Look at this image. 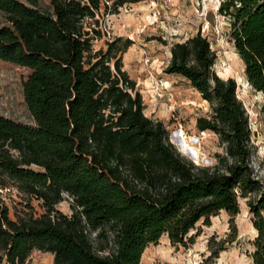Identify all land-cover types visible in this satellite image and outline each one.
I'll use <instances>...</instances> for the list:
<instances>
[{
	"label": "trees",
	"instance_id": "16d2710c",
	"mask_svg": "<svg viewBox=\"0 0 264 264\" xmlns=\"http://www.w3.org/2000/svg\"><path fill=\"white\" fill-rule=\"evenodd\" d=\"M143 1L0 0V60L29 70L23 92L34 120L0 114V264H27L35 250L53 253L54 264H140L164 235L193 244L200 222L211 225L222 211L238 215L240 197L249 198L257 231L251 264H264V185L251 168L249 114L235 78L216 73L208 37L175 43L165 69L210 103L197 128L217 134L226 153L208 166L181 155L164 122L145 114L123 68L133 41L94 47L104 15ZM219 12L246 79L264 95V0H223ZM9 187L41 200L45 212L14 220L3 199ZM65 195L71 215L57 208ZM236 236L235 229L216 246L213 236L210 259Z\"/></svg>",
	"mask_w": 264,
	"mask_h": 264
},
{
	"label": "rangeland",
	"instance_id": "374dc122",
	"mask_svg": "<svg viewBox=\"0 0 264 264\" xmlns=\"http://www.w3.org/2000/svg\"><path fill=\"white\" fill-rule=\"evenodd\" d=\"M223 0H147L126 4L119 12L104 15L101 19L103 36L95 41V49H107L108 40L122 37L133 44L122 54L123 68L136 81L142 94L145 114L161 120L170 132V141L181 155L197 165H215L218 154L226 153V146L212 131H200L197 119L210 115V103L190 82L178 74H168L165 69L171 61V48L177 42L202 33L208 37L217 53L214 65L222 78L233 77L237 81V95L249 114L254 176L264 185V95L251 86L246 79L245 64L236 52L229 37V20L219 12ZM0 12V26L5 23ZM29 70L11 62L0 60V114L19 122L32 124V115L23 92V81ZM242 78L241 80H239ZM181 130L190 147L180 146ZM37 168L36 166H33ZM12 186V185H10ZM256 194V193H255ZM255 194L251 195L254 197ZM14 220L19 216L45 212L43 202L17 189L3 195ZM249 198L240 197V213L231 216L226 211L211 218V225L202 222L192 233L199 232L193 244L175 245L168 235L158 243L150 244L140 264H251L252 240L256 236L252 225ZM72 199L65 195L57 208L71 215ZM236 229V239L216 259H210V244L214 246L229 237ZM54 254L35 250L27 264H54Z\"/></svg>",
	"mask_w": 264,
	"mask_h": 264
},
{
	"label": "bare ground",
	"instance_id": "6f19581e",
	"mask_svg": "<svg viewBox=\"0 0 264 264\" xmlns=\"http://www.w3.org/2000/svg\"><path fill=\"white\" fill-rule=\"evenodd\" d=\"M241 79L242 78H240V76H239V80H241ZM177 133H178L177 136H179V138H180V144H181L180 146H182V147L185 146V148L190 147L191 145L189 146L188 141L185 138L186 135L184 136L183 131L181 130V135L179 134L180 133L179 131ZM254 231L256 232L255 228H254Z\"/></svg>",
	"mask_w": 264,
	"mask_h": 264
},
{
	"label": "built area",
	"instance_id": "2783aa9c",
	"mask_svg": "<svg viewBox=\"0 0 264 264\" xmlns=\"http://www.w3.org/2000/svg\"><path fill=\"white\" fill-rule=\"evenodd\" d=\"M13 190H15V188L9 187V188H6L5 190H3V193L8 194V193L12 192Z\"/></svg>",
	"mask_w": 264,
	"mask_h": 264
}]
</instances>
